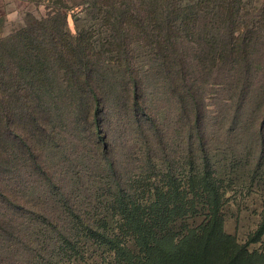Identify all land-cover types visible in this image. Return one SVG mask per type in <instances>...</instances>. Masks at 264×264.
<instances>
[{
    "label": "trees",
    "instance_id": "obj_1",
    "mask_svg": "<svg viewBox=\"0 0 264 264\" xmlns=\"http://www.w3.org/2000/svg\"><path fill=\"white\" fill-rule=\"evenodd\" d=\"M79 5L86 6L81 14H72L73 32L70 11ZM263 56L264 6L249 10L239 0H220L217 6L203 1L177 6L176 0H81L76 6H60L47 18L33 19L0 43L1 197L9 199L2 189L4 175L17 165L22 146L33 168L69 204L64 184L45 162V152L23 136L20 146L22 122L37 131L57 115L45 101L52 94L51 81L62 80L67 86L55 90L57 100L64 96L73 104L80 101L78 108L82 107L101 148L99 161L105 164L115 192L105 212L89 221L77 216L78 225L87 229H77L81 244L67 229L58 231V247L72 252L76 264L97 263L86 259L87 249L93 246L113 253V264H259L258 254L249 245L264 235V212L245 244L225 231L220 218L226 179L220 177L205 147L204 96L202 89H196L194 75L200 74L198 69L210 75L217 67L229 66L236 74L230 83L234 96L247 107L258 84L264 91V78H258ZM155 63L166 69L176 94L182 95L179 113L190 119L191 135L202 155L186 156L185 173H164L148 188L154 197L136 202L131 200L133 185L121 174L113 139L103 134V124L124 111L137 135L146 139L153 131L166 152L163 123L149 106V82L141 72ZM252 82L257 83L256 89ZM184 88L187 95L182 94ZM257 92L256 101L264 106V92ZM16 137L19 141H14ZM138 182L143 187V181ZM191 214L203 218L197 227L187 224Z\"/></svg>",
    "mask_w": 264,
    "mask_h": 264
},
{
    "label": "rangeland",
    "instance_id": "obj_2",
    "mask_svg": "<svg viewBox=\"0 0 264 264\" xmlns=\"http://www.w3.org/2000/svg\"><path fill=\"white\" fill-rule=\"evenodd\" d=\"M201 1L207 6H217L220 2L176 0V5L196 6ZM80 2L22 0L19 6H0V43L15 35L33 19L47 18L60 6H76ZM239 2L240 6H246L249 10L264 6V0ZM85 6L79 5L70 11L69 24L73 32L75 23L72 14H81ZM262 59L259 80L264 78V56ZM193 61L196 62L194 55ZM229 68L217 67L210 75L198 69L196 72L200 74L196 73L194 77L197 78L196 89H202L204 96L207 125L205 147L220 177L226 179L219 215L225 231L239 244H245L260 225L264 212V106L256 101L260 93L257 91H264L259 84L256 89L257 83L252 82V88L256 90L253 97L247 100L249 105L243 106L239 97L234 96V87L230 83L236 74ZM141 72H145L146 83L149 82V106L163 123L166 152L158 145V138L153 131L148 132L146 139L137 135L135 125L124 111L104 121L103 134L108 136V140L113 139V152L118 159L121 174L128 184L133 185L131 200L147 202L154 197L148 188L155 181L170 171L185 173L189 162L186 156L193 159L202 153L197 151V143L191 135L190 119L179 113L182 95L180 92L176 94L166 69L155 63ZM112 84L115 87V79ZM48 86L52 94L47 96L45 102L57 115L52 121L48 120L45 127H37V131L34 127L26 128L22 122L20 146L23 136L26 141L34 142L45 152V162L55 171L56 179L64 184L69 204L33 168L21 146L17 165L4 175L5 186L3 184L2 189L5 188L4 192L9 199L0 195V226L12 230L10 232L0 227V264H76L72 252L65 249V246L58 247L61 244L57 243L58 231L61 228L67 229L68 234L76 236L77 241V229L87 232L85 226L78 225L77 216L82 215L89 221L90 217L93 219L105 212L110 201L115 200L106 166L99 161L101 148L96 146L95 135L82 114V107L78 108L80 101L73 104L64 96L57 100L55 90H65L67 86L62 80H52ZM181 91L187 95L185 88ZM13 139L19 141L17 137ZM4 146L9 149L7 145ZM138 181H143V187ZM10 200L19 203L20 208L15 207ZM202 221V217L191 214L187 224H190L189 228H194ZM75 225L76 229H73ZM77 243L81 244L82 241ZM249 248L258 254V263L264 264V235L259 241L250 243ZM104 252V249H97V246L89 247L86 259L90 262L96 260L95 264H113V253ZM68 256L69 261H66Z\"/></svg>",
    "mask_w": 264,
    "mask_h": 264
},
{
    "label": "crops",
    "instance_id": "obj_3",
    "mask_svg": "<svg viewBox=\"0 0 264 264\" xmlns=\"http://www.w3.org/2000/svg\"><path fill=\"white\" fill-rule=\"evenodd\" d=\"M22 0H0V6H19Z\"/></svg>",
    "mask_w": 264,
    "mask_h": 264
}]
</instances>
